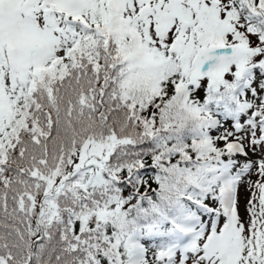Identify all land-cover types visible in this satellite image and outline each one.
<instances>
[{
	"label": "snow or ice",
	"instance_id": "6c2138e0",
	"mask_svg": "<svg viewBox=\"0 0 264 264\" xmlns=\"http://www.w3.org/2000/svg\"><path fill=\"white\" fill-rule=\"evenodd\" d=\"M0 264H264V0H0Z\"/></svg>",
	"mask_w": 264,
	"mask_h": 264
}]
</instances>
